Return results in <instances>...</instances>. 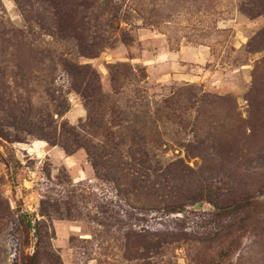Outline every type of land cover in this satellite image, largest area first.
Returning a JSON list of instances; mask_svg holds the SVG:
<instances>
[{"label":"rangeland","instance_id":"rangeland-1","mask_svg":"<svg viewBox=\"0 0 264 264\" xmlns=\"http://www.w3.org/2000/svg\"><path fill=\"white\" fill-rule=\"evenodd\" d=\"M71 1L70 38L53 45L16 0L0 2L10 32L0 46V264H119L121 232L141 208L140 228L186 233L161 264H264V15L242 14L244 0ZM39 2L33 12L49 15ZM33 39L34 52L51 47L88 67L103 95L83 94L60 64L41 79ZM29 61L37 93L19 87ZM161 100L174 110L159 113ZM77 133L84 148L75 151ZM102 152L111 172L94 166ZM115 174L128 177L131 194ZM163 179L173 197L153 189ZM165 193L182 212L152 210ZM244 198L256 214L227 257V241L209 238L234 219L215 215Z\"/></svg>","mask_w":264,"mask_h":264},{"label":"trees","instance_id":"trees-1","mask_svg":"<svg viewBox=\"0 0 264 264\" xmlns=\"http://www.w3.org/2000/svg\"><path fill=\"white\" fill-rule=\"evenodd\" d=\"M39 1L41 5L46 6L47 9H45V11L48 12L49 7L51 8V11L48 12L49 15H46V14L42 15V13L40 12L38 13L33 12L34 6L33 4H31V0H16L18 8L21 9V11L23 10V13L25 10L27 11L25 13V19L29 21V28L33 29V27L35 26V28H38L40 32H43V34L47 36L51 35V37L53 38V42L51 43V45L55 43L54 40L56 36H58L61 40L69 39L70 38V35H68L69 30L72 31L73 29L71 25H72V20L75 19L74 13H76L73 7L74 5L79 6V4L72 3L71 0H39ZM83 3L86 4L85 2ZM239 11L249 18H255V17L262 16L264 15V0H244L242 3H240ZM5 28L6 27L3 26L2 22L0 21V46L2 47V50L3 48H5V45H7L6 44V41H8L7 36H9L8 34L10 33V32H7ZM17 33H19V35L21 33L22 36H24L25 34V32L19 31V30L17 31ZM259 34H261L259 35L260 36L259 40H260V38H262V34L264 33L261 32ZM36 41L37 40L34 41L33 39L31 42H27L26 44L27 46H29V55H30L29 60H32L33 58L34 62L36 64L38 63L37 66L41 67L40 69L42 73L41 79H44V78L45 80L48 79L49 76L53 74L54 71L56 70L55 67H57V65L60 64L63 67V69H65L68 73H70L73 79L77 81L78 87L83 88V94H84V91L85 93L86 91L88 92L93 91L94 93L95 92L97 94L101 93V95H103L102 87L99 84V81H98V84H95L94 82L95 77H92V75L90 76L88 75V72H87L88 67L80 66V65L77 66L73 64L72 61H69L67 58H64L61 53L58 54L57 50H56L57 52H55V50H51V47L49 48V50H39L37 52H34L33 47L36 44ZM16 43L17 45L15 46L21 47V48L24 47L23 45L24 41L22 39L16 38ZM85 55H88V54H85ZM45 64H47V71L45 68ZM49 65L50 67H48ZM31 68L32 66L29 61V64L27 65V67L25 68L23 67L21 69L23 73H21L20 75L21 82H20L19 87H21L22 92H25V93L26 92L28 93L36 92L37 93L36 90L34 89L31 90L32 81H33V73L31 71ZM131 74H132L131 70L129 69L128 66L126 65L119 66V80H120V77L124 76V78L126 79ZM42 85H43V82L41 83V86ZM120 93L121 92L119 91V94ZM156 108L159 111V113H163L162 110H167L165 112L166 114L174 110L172 106L167 104L164 100L163 101L161 100L160 102H156ZM96 127L98 129H101L100 125H97ZM82 131L84 132L85 129L83 128ZM78 135L79 133H77L76 137ZM101 137H102V134H101ZM47 140L51 141L50 137L47 138ZM78 141L79 139L77 137V144H78ZM53 145H57V144L53 142ZM61 146L67 153L73 152V151L72 152L69 151V148L66 144H61ZM81 148H84V146L82 144L80 145L78 144L77 148H75V151ZM130 154L132 155V150L130 151ZM105 156L106 154L104 155L103 152L102 154L97 155V158L99 160L95 162L94 166L97 168V170L99 169V167H101V169L107 172H111L112 166H108L107 162H105L106 160ZM176 163L183 164V161L180 160ZM114 165H117V164H114ZM116 171L118 170L116 169ZM124 177L125 179L121 180L119 179V176L115 174L112 176L110 180L116 183L119 189H122L125 192H129L131 194L130 192L131 185L129 184L128 177H126V175H124ZM124 182H126V184H124ZM170 183L172 184L173 182H170ZM156 188L162 190L163 192L170 193V197H173L174 193H176L174 192V190H176V187L170 186V184H167L165 179L158 180L157 182H155L153 189H156ZM166 193L162 196H159L160 201H159V197L156 199V203H158V205L161 201L163 202L166 201L165 199L167 198V195H168ZM145 195L147 196L148 194L145 193ZM165 203L166 202H164V205L162 207L154 206L152 210L162 209L164 210V212H167L169 214L182 212L183 210V206H182L183 202H181L179 198L177 201L167 202V204ZM139 211H140L139 215L141 216H138L135 219L138 224H130V226L127 228L126 231L121 232V238H119V249L120 251H122V256H121V260H119V264H161L163 262V259H165L168 253L166 251L167 247L171 245L172 243H174L175 241H180L178 236H183L186 233H184L182 230H179V229L169 231V230H159L156 228L154 229L152 227L151 228H140L139 226L140 223L142 221H147V216L145 215L146 213L144 212L146 210H143V208L139 209ZM225 214H230V217H233L234 221L230 223L228 226L227 225L222 226L218 230L215 237L209 238V241H211L212 243L216 241V242H220L221 244H225V241H227L226 249L223 245V248L221 249L220 252L223 253L225 256L229 257L235 251L239 250V248L241 247L242 245L241 240L246 235V233L249 231V227L244 223L252 219L255 216L256 206H255V203L248 198L236 200L232 202L231 205L225 206L224 208H222V213L219 212V214L215 216L219 219H222L225 216ZM242 214H243V217L240 218V215ZM206 222H208V220L204 219L200 223L201 225H203ZM234 228H236V230H233ZM222 239H224V241Z\"/></svg>","mask_w":264,"mask_h":264}]
</instances>
